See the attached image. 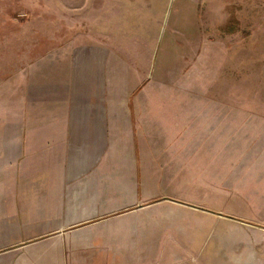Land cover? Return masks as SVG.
Masks as SVG:
<instances>
[{"label":"crops","instance_id":"1","mask_svg":"<svg viewBox=\"0 0 264 264\" xmlns=\"http://www.w3.org/2000/svg\"><path fill=\"white\" fill-rule=\"evenodd\" d=\"M60 1L47 18L63 24L33 31L42 37L25 50L26 63L0 76V264H264V123L256 155L243 156L253 172L222 170L221 182L208 167L200 173L207 185L239 187L238 212L198 202L191 188L184 199L166 197L167 178L199 176L187 159L202 142L197 129L175 125L167 138L162 112L143 103L148 92L119 76L111 42L81 40L110 36L70 22L90 7L105 20L108 0ZM209 112L205 144H227L224 128L214 137L219 119Z\"/></svg>","mask_w":264,"mask_h":264},{"label":"rangeland","instance_id":"2","mask_svg":"<svg viewBox=\"0 0 264 264\" xmlns=\"http://www.w3.org/2000/svg\"><path fill=\"white\" fill-rule=\"evenodd\" d=\"M108 2V16L103 21L94 18L91 7L82 19L70 18L72 24L79 20L83 32L110 31V36L102 34L96 41L93 37L81 40L111 42L117 49L119 76H131L130 89L148 92V99L144 97L143 102L139 96L136 105L148 103L150 110L162 112L161 118L168 125L167 138L174 133L175 125L190 124L202 141L187 156L196 166L198 178L190 179L183 170L180 183L173 184L167 178L165 196L184 199L179 193L191 188L196 190L198 202L206 199L213 207H229L225 213L238 212L239 187L228 183L207 185L200 173L208 167L215 174L211 179L221 182L216 174L222 170L229 176L254 170L253 164L244 163L243 156L256 155L257 126L264 123V0ZM117 2L119 11L115 12ZM61 8L60 0H0V76H12L20 63H26L29 50H25L42 37L37 38L33 31L60 27L59 20L47 16ZM79 31L72 30L67 37L73 38ZM211 107L219 119L214 137L224 128L225 137L219 139L226 138L227 144H205L212 133L206 131ZM186 134L189 138L192 133ZM190 182L195 183L186 185ZM219 230L215 227L213 234L218 235ZM207 245L209 242H202L199 250H206ZM208 250L215 252V247L208 246ZM205 260H199V264ZM174 261L165 259L163 264Z\"/></svg>","mask_w":264,"mask_h":264}]
</instances>
